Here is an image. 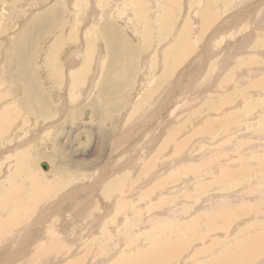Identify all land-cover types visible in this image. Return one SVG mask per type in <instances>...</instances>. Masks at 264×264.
<instances>
[{"label": "rangeland", "instance_id": "374dc122", "mask_svg": "<svg viewBox=\"0 0 264 264\" xmlns=\"http://www.w3.org/2000/svg\"><path fill=\"white\" fill-rule=\"evenodd\" d=\"M74 1H76L78 3H80V2L83 3V1H84L85 5H83V6L84 7L87 6L84 8L85 10L84 9L82 10L81 14L79 11L75 12L76 2L74 3ZM91 1L92 0H0V11L2 12V13L0 12V77H1V79H3V80H0V86L2 85L3 82L7 83V84L16 83L17 79L22 77L21 74H19V76L16 75L15 71H18L19 69L22 68L21 65H19V63L21 61L24 62V60H25V62L27 63V66L25 68H22L23 71L24 70H28V71L31 70V72L36 77H38L37 80L43 85V87L44 88L46 87L48 92H51V90H50L49 86L47 85V82H46L44 76L47 77V75H46V73H47L51 78V75H52V77H53L52 82L54 85L58 86V89H59V90L56 89V91H57L56 95L58 94V96H59V94L62 93V95L65 96V97L63 96L61 98V100L64 101V102H62V103H64L63 108H58L57 104L54 103L55 107L53 106L54 107V111L52 113L53 117L46 120V121L41 120L44 123L42 125H40L41 127L37 128V129H34V130L24 129V123L23 124L19 123L20 126H18L16 128V130L14 131L16 134H13L14 132L9 134L11 128L3 126V124L0 125V127H1V133H0L1 134V136H0V147H1L0 148V191L2 190V188L5 187L4 188L5 192L2 190V192H4V194L2 192H0V194H1L0 195V211L3 210V213H5V214L2 213V215H1V212H0V218H2L3 220L6 219L8 214H10V215L12 214L15 205L20 203V202L24 203L25 200H28V201H26L27 205L31 204L30 202L33 203V197L37 193H43L44 199H45V200H41V202L37 203L38 206H40L37 213L41 211L43 206L47 207L49 204H51V202L53 200L60 199L61 196H62L61 198L65 197V199L67 200V202L64 204V206L67 204L65 207H70V208L74 207L73 204L71 205L70 201H68L69 198H68L67 194H70V192L80 193L77 196V198L79 200H83L82 198L88 197L89 194H91V193L94 194V192H95L94 196H96V195L98 196L99 193H98V191H96V188L98 186H96L97 184L95 183V181L98 180L100 173L103 170L109 171L108 174H112V175L117 171H120L123 174H125L126 168L128 166H132V167L137 166L136 163L139 162L137 173L143 172V170H140V169L143 168L145 163H147L149 160L155 158L160 152H162V155L156 159L158 161L157 162L158 166L153 167V168H156L159 171V169L161 170L163 168L161 166L162 164H163V166H166V165L170 166L171 169H169V171H167L165 173V175L166 174L167 175L172 174L171 181L168 182L167 185L163 188L164 190L167 191V193L166 192L161 193V189L160 190L152 189V191L156 190L155 193L153 192L154 194L153 193L151 194L149 192L150 188H153L152 186L155 184V182H157L158 180H161V179H159L160 177L165 176V175H160L158 177L155 176V179H153L155 173L151 172L150 176L152 177V175H153V177H152L153 180L150 178V176H148L152 180V182H150L146 185H143L141 187V189L138 191L140 193L139 194L140 197H137L138 192H136L133 196H131L130 193L127 196H125V198H128L130 201L132 200L131 197H134V200L138 199L139 200L138 206L140 208L144 207L146 209V206L151 203L150 201H152V204H155V207L153 206L152 208H149V209H152L151 211L150 210L148 211V209H146V210L140 209V211L141 210L144 211V213L142 215H140V217H144V219L146 221H147V218H149L150 225L147 224V225L141 226V224H140L139 230H137V233H136V234H138V236L135 235L137 238L134 237V238H136V240H134V241H136L135 243H137V248L132 251L133 254L130 251H128L127 253H129L130 255L131 254L132 255H139V254L144 252L146 254L148 251H150V250L152 251V248H154L153 245L155 243H157L159 241H163L164 239L171 240V243L173 246V247H171V251H173V250H175L174 244L177 247L182 240H186V243H189L188 246L186 248L182 249L180 251V253L174 259H172V261L177 262V261H181L183 259H187L189 262H191L190 264H199V263H203V262H206V263L209 262L208 264H212L216 260H217V262L213 263V264H231V263L232 264H238V263L240 264V262L242 264H264V249H263L264 237L262 238V240L259 242L258 246L256 247L257 249L254 248L255 252H254V249H252L254 256L250 255L249 250L247 249L248 248L247 240L250 237H252V236L256 237V236L260 235L262 232L264 233V216L262 213H260L261 212L260 210H263V212H264V197H263V200H261L262 198L260 199V197L262 195L264 196V113L263 114L260 113L261 111H264V97L262 95V92L261 91H255V92L252 91L251 92L248 90V91H245L244 93H242L241 95L240 94L238 95L236 93L233 97L234 103L231 105H227V107L224 108V109H226V111L224 110L222 113L224 116H226V121L224 123L217 122V123H215L216 126H212L214 124L212 121H218L221 118H223L224 116H222V114H221L218 117H202V118H200V115H198L196 117L197 118L196 120H194L195 118L192 119L190 114L192 113V109L197 108L196 105H193V107L192 106L188 107L184 110H182V109L179 110L178 105H179V102L183 98H185V99L186 98H192V96L194 95V91L190 90V92L183 95L182 98H178L177 96L179 95V90H177V91H174V94L172 93V95H173V98H171L172 102L170 101L171 104H170L169 109H170L171 113H174V115L172 116L173 118L167 112V110H165V111H163V113L160 114L161 115L160 117L158 116L157 120H155L154 123L150 127H148L144 131L139 130L138 132L140 134H136V130H133V128L136 129L138 127V125L140 124V121H142L141 119L140 120H138V119H139V115L141 114L142 109L145 108V106L143 107V105H141V107H143V108L142 109L140 108V105H139L140 100H138L139 99L138 96L135 97L136 98L135 100L138 101L137 103H138L139 108L131 107L130 101L132 100L133 95H135V93L138 89V84H141L140 81H142V80H140L141 78L139 77V74H138V72H140L142 70L139 71L138 65H140V61H141L142 56H143L142 54L145 55V52H144L145 48L144 47H147L148 45H150V42L152 43V41H154L155 38H158L159 42L161 43V46H163V47L165 46V48L163 50L164 54L167 53L166 55H168L170 52L169 55H172V58H177V57H179V54H178L179 48L175 42V39H176V41L178 40L177 37H179V34L178 35L174 34L175 36L173 35V38L171 37L172 32L174 30L173 29L174 28L173 27L174 22H169V23L162 22V21L160 22L159 17H158L156 25L158 23H159V25H157L158 27H156V29L154 30L148 21L149 19L146 17L147 14H146V16L138 17L139 14L141 12H145V10L147 11L146 13L152 12L151 7L150 6L147 7V5H145V1H147V0H121V5H119V3H118L117 6H113V7L109 6V8H112V9L116 7L118 9L117 12H119L120 16H122L121 15L122 12H123V15H125V17H127L126 14L130 15L129 13L133 12L135 14V17H136L135 18L136 22L133 25V29L128 28V26L125 23V17L124 16H122V17H124V19L123 18L120 19L121 21L118 20L117 26L119 27L120 33L119 32L117 33L118 38H117L116 34H112V38L114 36H116V38H113L114 40H111V42H110L111 45H109V50H107L108 55L105 56V58L103 59L105 72H106V74H109L108 73V71H109L110 72L109 75L111 77L116 76V74L114 72V68H113V70H109V68L112 66V65H110L111 63L113 65H115L117 63L122 64L124 71L120 70L118 73V78L120 79L118 84L115 82H113V84L110 83L109 91H107V92H110V96H104V100L99 99V100H96L95 102L89 101L90 103L89 102L83 103L82 97L84 98V96H83L84 91H79L81 93L80 94L78 92V88H79V86H84V88L86 87V85L88 86V82H86L85 79H86V76L88 74L90 62L88 63L89 65L81 71V75H82L81 82L75 83L73 81L71 87H70L71 79H69V74L66 73L67 65L65 63L67 62V60H66L67 56L70 55L69 54L70 51L73 50V48L76 47L77 45L78 46L81 45L80 43L82 42L81 40H82V37L85 33V28H84L85 24L83 23L84 20L82 22L81 18H83L82 14H88V12L90 10V4H88V3ZM189 1H190V3L194 4V5H190V6H188L189 5V4H187L188 2L185 4L187 11L189 10L188 14L190 12L189 16L186 17V19L189 22L188 24L190 26V28L188 27V31H189V35H190L189 38H192V36L194 34L198 35L200 32L199 24H196L197 27H195V23L192 21V19H194L193 15H194V11H195V10L193 11L192 9L193 8L197 9V7H202V5H201L202 0H189ZM211 1H212L213 5L215 6V9L213 12L215 14L216 19L212 22L211 27L209 28V30H210L209 33L207 32V34L204 35L205 40L204 39L200 40L199 45L202 44L203 41L207 42V40L213 36V33H215L214 30H216V29H218L219 33H226L225 30L230 28L231 26L226 28V26H228V24L230 22H225V20L234 14H235L234 17L236 18L237 17L236 15L241 14V13H245V11L251 15V16L249 15L248 20H246V22L244 23L245 27L240 32V34H238L236 37L232 36L231 38H225L224 39V42L221 44V48L227 47V49L222 50V51L227 53L226 56H228L229 54L230 55L234 54V52L237 49L236 48V45H237L236 41H238V39L240 40L241 38H244V37L245 38L247 37L246 40H248V37L251 38V42H248L247 45L241 47L244 49H246L248 47H252L251 44H255L258 39H264V37H262L264 35V32H263L264 28H262V27H264V25H263L264 20L263 21L258 20L259 13L264 8V4L262 5L261 2L264 3V0H247V1L246 0H243V1L242 0H211ZM70 2L73 3L72 6L69 5ZM103 2H104V0H101L99 5H102L105 3V2L104 3ZM241 2H242V5H241ZM58 3L62 6L61 8H63L61 15L55 16L54 18H51L48 21H44V24L42 23L39 26H37L36 28H34L30 33H28L27 36L23 35L24 29L37 16L44 15L50 8L54 7ZM239 3H240V5H239ZM123 4H124V6H123ZM238 5L241 7H239ZM119 6H121V7H119ZM157 6L159 8H161V12H160L161 13L160 17H161L166 11V8H165L166 7V1L162 2V4H158ZM245 6H247V7L245 8ZM253 6H255V7H253ZM176 8L181 9V6L178 5V6H176ZM249 8H251V9H249ZM186 9L184 8V12H187ZM255 9L256 10L258 9L259 11L258 10L256 11ZM119 10H121V11H119ZM128 10H130V11H128ZM179 12H181V11L179 10ZM250 12H253V13H250ZM91 13L96 14L97 12L95 13V11H91ZM217 13H218V15H217ZM68 14L69 15L71 14V19H72L71 22H70V18H69ZM95 16L96 15H94V17ZM176 16H178V13ZM64 17H65V19H64ZM68 18H69V20H68ZM137 18L140 19V20L138 19L139 22H137L138 21ZM184 18L185 17H182V15H180V22L181 23L179 24V26L184 25L182 23L184 21ZM189 18H190V20H189ZM55 19H57L56 21H60L63 23L62 28L61 27H56V28L53 27L52 24L54 23ZM250 19L252 20V22H249ZM123 20H124V23L122 24ZM236 21H238V19H236V20L234 19L233 23ZM142 22H144L143 23L144 26H143ZM74 23H75L76 27H74ZM137 23L142 28L140 26H139L140 27L139 28ZM145 23H147L146 27H145ZM171 23H173V24H171ZM246 23H247V25H246ZM161 24H162V26H161ZM170 24H171V27L169 26ZM135 25H137V26H135ZM163 25H166V26H163ZM65 27H67V28H65ZM72 28H76L75 31L71 30ZM161 28L163 29V31L161 30ZM164 28L166 31L164 30ZM196 28L199 29V31L197 30V34L195 31ZM64 29L65 30L67 29L68 31L66 30V32H65ZM158 29H160V31ZM60 30L61 31L64 30L63 32H65V33L61 32ZM90 30H93L96 33V35L99 37L100 34L95 29H90ZM150 30H151V32L149 33ZM153 30L154 31L157 30L156 31L157 33L156 32L154 33ZM193 31H195V32H193ZM52 32H54V34ZM176 32L177 31H175V33ZM228 32H229V30H227V33ZM135 33H136V35L140 34V36L143 38L142 43H139V41L135 38ZM56 34H58V35H56ZM64 34H65V36H64ZM150 34H151L152 38L150 37ZM91 35H93V32L89 33V36H91ZM257 35H259V38ZM260 35H261V37H260ZM154 36H155V38H154ZM71 37H73L74 39ZM51 38L55 39L52 42L53 47L57 46L56 43L60 44V45H58L59 47L57 46V48L51 47V51L49 53L50 55H48V57L51 56V57H49L50 58L49 59L50 64H47L48 67H47V71H46V69L41 67L45 64V61H43V60L40 61V55H39L40 52L39 51H42V49L45 47L46 44L51 43V41H52ZM146 39H148L149 42ZM27 40H28V42H27ZM61 40H63V41H61ZM54 41H56V43H54ZM36 42H37V44H36ZM209 43H210V41H209ZM66 44H67V46H66ZM172 45H174V46H172ZM175 45H176V47H175ZM24 47L26 49H24ZM173 48H174V50H173ZM56 49H57V51H55ZM58 49H59V51H58ZM166 50H168L169 52H167ZM195 50L196 51H195L194 55H192L191 57H198L199 53L201 52V48H199L198 46L195 47ZM54 51H55V53H54ZM53 54H57V55H55V57L57 56V58H56L57 62H55L54 65L55 66L58 65V67L60 68L59 71H61V74L59 73V75H57L55 72V70H57L59 68L58 67L55 68L54 65L51 64ZM84 55H85V57H84ZM88 55L89 54L87 52H80V53L76 52V54L72 55V56H74V58L70 57L72 59V60L70 59V62L72 64L74 62L78 63L77 57H79L78 59L81 62L89 61L87 58L92 59L93 55L92 54H90L89 56ZM257 55H258V57H260L258 59L259 61L263 60V58L259 55V53H257ZM61 56L63 57V59ZM238 57L240 58V55L236 54L237 59H239ZM164 59H165V57H164ZM190 59L191 58L184 60V62L179 67V70L180 69L182 70L185 67L184 64L187 65V62ZM214 59L215 58L209 59V61H207V62L204 60L203 66H205V64H206V66L203 68L204 69L206 68L205 70L207 72H204L203 74H201L202 76L201 75L199 76L201 83H202V89H203L202 94L204 95L202 97V100H201L202 104H204L207 101H213V102L221 101L220 97H223V96L225 97L224 102H227V101H229L228 95L236 91V90H233L231 88L230 90L223 92L220 95H218V93L214 90V88L218 84V82H215V80H214L215 75H216V72L213 68ZM65 60H66V62H65ZM153 60H154V62H156L155 61L156 58L155 59L153 58ZM197 60H198V64H199L202 60V56L199 59L197 58ZM164 62L165 61L163 60V63ZM129 64H132V67L134 68V76L132 77V82H130L129 84H125V82H124V76H125V71H126L125 68ZM135 64L137 66H135ZM77 67H79V66H77ZM116 67H119V65H116ZM116 67H115V69H116ZM192 68L194 69V66H191L189 72H187L186 75L189 76L192 74V72H193ZM51 70L54 73L53 72L51 73ZM179 70L177 72L172 73V76L170 77L172 86L173 85L177 86V84H178V82L176 80V76L178 77L177 73H180V71H181V70L180 71ZM74 71L75 70H72V71L70 70V73H72ZM136 73H137V75H136ZM214 73H215V75H214ZM109 75H106V76L109 77ZM213 75H214V78H213ZM263 75H264L263 72L260 71L257 73V75L256 74H254V76L250 75V77L252 76L250 78V80L248 79L249 77L248 78H244V77L239 78L238 77V79L236 78L237 79L236 81L239 82V85L242 88L246 89V88H248V86L251 83H253L255 81V79L257 77H258L257 79H259V77H261ZM9 77H10V79H9ZM13 77H15L16 79ZM207 78H208V81H207L208 83L203 81ZM221 78L223 79V76ZM149 79H150V81H152V79L155 80L154 78H151V77H149ZM187 80L188 79H184L182 81V83H186ZM43 81H45L46 86H44ZM244 81H246V82L244 83ZM103 82H104V80L102 77L101 83H103ZM22 84L23 83H19V86L16 87V89H12L10 87H9L10 89L6 88L7 89L6 91H9V93L7 94L8 99L10 98V96H15V98H11V99H9V101L7 100L8 102L6 101L4 103V105L6 104V106H9V105H14V104L18 103V104H16V106H13L12 108L17 109V110L19 107L21 108V112H19L18 115L14 118L16 123L18 122L19 119L24 117V102L25 103L29 102L28 103L29 106L35 105V102L32 99V96L30 94H27L29 100L26 98L24 101V91H22V89H24V88H23ZM102 85L104 87V90H106V83L102 84ZM102 85H100V86H102ZM245 85H247V86H245ZM172 86H171V89L173 88ZM3 87H8V86L3 85ZM145 87L148 88V86H145ZM147 88H145V89H147ZM11 89H12V91H10ZM125 89H126V91H125ZM70 90H72V91H70ZM75 91H77V92H75ZM14 93H17V94H14ZM71 93H73V94H71ZM18 94H19V96H18ZM66 95H68V96H66ZM78 96H79V99H78ZM140 96H141V94H140ZM143 96H145V95H143ZM143 96L141 97V99L146 98V96L145 97H143ZM208 97H209V99H208ZM16 99H18V100H16ZM54 99H56V98H54ZM74 99H76V100L74 101ZM65 100L67 102H65ZM127 100L129 102H127ZM81 101H82V103H80ZM159 101H160V99H159ZM159 101H158V104H159ZM103 102H105L107 104H109V103L115 104V106L110 107V109L112 110V114H111L112 119H110V116L108 118H106L108 113H106V115L102 114V110H103L101 108L102 105L99 106V104L103 103ZM246 102H250V104H246ZM62 103H61V105H62ZM172 103H174V104H172ZM58 105H60V104H58ZM70 106H72V107H70ZM129 106H130V108H129ZM125 107H126V109H124ZM244 108H245V110H248L244 115L245 116L247 115V118H250L248 120V122H246V125H243L240 121L243 119L242 118L243 117L242 112L245 111ZM152 110H153V112L156 111V107H153ZM203 111L204 112L207 111V106L204 107ZM227 111H229V112H227ZM256 112L258 113L259 116L261 115L260 118L257 117V119H255L253 114ZM130 113H133V114H130ZM230 114L232 115L231 117H230ZM233 114H235V116ZM128 116H130V117H128ZM185 117L186 118L190 117L191 119L189 120V123L187 124L188 127L183 128L182 133L178 134V135H180V136H178V140L181 137L182 138L180 140L189 136L190 135L189 133L194 131L193 125L202 126V122L205 123L206 121L211 119L210 122H207L205 124V127L207 130L204 132L205 134L202 135V139L201 140L197 139L198 141L195 140L191 143L189 142V145H188V146H190L188 148L189 153L185 150L184 152L186 154L185 153L182 154L184 148H181L182 150L179 149L178 151L175 150V147L179 144V141L177 142V144L173 143L174 144L173 145L171 143L169 146H166V149H163V148L159 149V145L169 135L171 127H173L174 124L176 125L179 122L178 121L179 118L181 119L182 122H184V119H186ZM240 118H242V119H240ZM72 119H73V121H72ZM260 119L263 122L262 125H260L258 123V121ZM36 121L38 122V119H36ZM47 121L51 122V125L54 124L51 126L52 129L49 128L50 126L48 127L47 123H49V122H47ZM168 121H169V126L167 127L166 131H164V128L162 131L165 133L159 134L161 132L162 124H166V123H168ZM131 122H132V124H130ZM6 123L8 124V126L10 125L9 122H6ZM129 124H130V126H132V125L133 126L130 127V126H128ZM56 127H59V129L56 130ZM101 128H104V131H105L103 139L101 138L102 136L100 137V135L98 134L100 132ZM227 128H229V129H227ZM235 128H236V130L234 131L233 129H235ZM53 129H55L54 130L55 132L56 131L59 132L58 140L55 139V140H57L56 143H54L53 141H51L48 138L42 137V136L46 135L47 133L49 135H51L53 133L52 132ZM149 129H150V132H149ZM151 129H153V130H151ZM130 130L133 132L135 131V132L130 134L131 133ZM231 130H233V131H231ZM152 131H153V133H152ZM128 132H130L129 135H132V136L134 135V136L132 137L129 135H125ZM17 134L19 136L16 139L14 137V135H17ZM123 134L125 136H123ZM27 136H28V138H27ZM147 136L149 139H152L153 141H147V142L144 141V138H147ZM41 137L45 138V140H43ZM120 137H122V138H120ZM118 138L121 141L117 140ZM123 140L124 141L126 140V142H123ZM39 142L43 143V146L38 147V145L40 144ZM37 143H39V144L37 145ZM118 143H120V144H118ZM123 143H124V145H123ZM143 143H147V144H143ZM210 143H212V144H210ZM149 144H150V146H149ZM114 149H116V150L114 151ZM207 153H209V154H207ZM213 153L214 154H218V153L221 154L222 153L223 156L220 160L218 159V160L214 161L213 163H209V160H211ZM129 154H131V155H129ZM205 154L207 156H205ZM240 154H241V156H243L242 160L239 159ZM23 155H24V159L27 158L26 162L29 163V166L31 167V169L35 173H38V175H42L41 172L42 173L44 172V174L47 173L46 177L43 175L42 176L44 177L45 180H47L49 182H53L54 180H58V179H56V177H59V180L62 182L63 187L60 188L58 191L53 192V193L51 192L49 194V193H46L44 191L43 185H35L34 183L32 184V182L28 181V180H30L28 178L29 176L27 175V173H24V171L22 169L24 167V163H21V159H22ZM116 156H117V158H116ZM177 156L178 157L180 156V158H178ZM209 156H210V158H209ZM260 157L261 158L263 157V158L261 159ZM124 159H126V160L123 161ZM139 160H141L142 162ZM259 160H261V161H259ZM163 161L164 162L166 161L167 163L166 162L162 163ZM42 162H45L48 164L47 170H45L42 167ZM171 163H174V164L172 165ZM207 164H209V165H207ZM245 166H248L250 168H246L243 173H241V172L237 173L236 172L238 175L240 174L238 177L236 176L237 174L234 175L233 178L228 177L227 174H226V176L224 174H222L224 168H229L231 170H233V169L238 170L242 167L245 168ZM255 167L256 168L262 167V168H260L261 171L260 170H254ZM156 169H155V171H156ZM50 170L51 171L54 170L55 172L52 174L49 172ZM187 171H189V172H187ZM194 171H195V174H194ZM195 175H197V176L202 175V176L201 177L199 176V177H197V179H195L196 178ZM177 176L179 178H177ZM131 177L134 178L133 174ZM175 180H176V182H175ZM227 180H229V181H227ZM93 186L94 187L96 186V187L94 188ZM6 187H7V189H6ZM36 187H37V189L34 191V189ZM127 188H129L127 190V192H128L130 190L131 186L127 187ZM143 188H145V189H143ZM13 190H16V192H14ZM38 190L40 192H38ZM141 190H142V192H141ZM143 190H145V191H143ZM85 191H89V192L86 193ZM99 191H101V189ZM158 191H160V192H158ZM19 192L21 195L19 194ZM157 192H158V194H157ZM144 193H146V194H144ZM85 194H87V195H85ZM118 194H120V193L118 192ZM155 194H157V195L155 196ZM141 195L142 196L144 195L143 197L145 199ZM31 196H32V200H31V198H29ZM97 196H96V198H97ZM167 196H170V197L167 198ZM163 197H165L167 199L165 200ZM26 198H28V199H26ZM226 198L229 199V201L228 200L226 201L225 200ZM97 199L101 200L103 202L102 197H98ZM128 199H126V200H128ZM141 199H144V200H141ZM48 200H49V202H48ZM111 200L114 201L115 197ZM111 200H107L108 203H111ZM160 200H162V201H160ZM214 201L217 202L218 204H214ZM224 201H225V205H228L227 207L225 206L226 208L223 206L224 204H222V203H224ZM219 202L220 203L222 202L221 206H219ZM3 203H5V204H3ZM133 203H135V202H133ZM144 203H146V205ZM68 204H69V206H68ZM74 204H77V203L74 202ZM140 204H142V205H140ZM77 205H78L77 207H79V204H77ZM6 206H7V208H6ZM141 206H143V207H141ZM245 206H246V210H243V211H245V213L242 216L236 217V214H235L236 211L243 209V207L245 208ZM219 207H221V208L219 209ZM105 208H106V206L104 205V203L101 204L100 212H102L103 210L105 211L106 210ZM79 209H81V208H78L77 210H72L74 212L67 209L63 213V215L58 217L59 220L57 218V219H55L56 221L52 223V226L54 227V229H56V230H54V229L53 230L58 234L57 237H59L60 235H62L63 237H65V236L68 237V240H67V238H65V240L68 242L69 246L73 247V252L75 251V253H76V254L74 253L73 256L71 255V257L69 255V257L71 259L74 257L76 258V256H79L78 258L80 260V262H79L80 264H95V263L97 264V262H98V264L99 263L100 264H113L119 257L124 258V257L130 256L129 254H127L125 252L126 248H128V246H126V245H128L129 242L127 239L126 240L124 239V240H122V243H121V241H120L121 238H118L119 240L117 239V241L114 240L115 241L114 244L108 245L109 248H106L107 250L103 252L104 254L102 253L104 255V258L102 256V254L97 255L95 253L97 256L95 254L87 255L86 251L84 249V243L85 242L88 243L91 240H93L94 238H96L98 233H99L98 230L100 229V227L97 226L96 227L97 230H96V228H95V230H93L95 233L94 232L88 233V231H85L87 225L84 222L85 220H84L83 216H82L83 219L79 218V216H80V211L78 213ZM228 209H230V210H228ZM4 210H6V212ZM181 210L182 211L185 210L183 212L184 214L179 215V217H177V218L174 217L173 218L174 220H172V218H170L171 213L174 212L176 215V212L178 213V211H181ZM75 211H77V212H75ZM143 211H141V212H143ZM226 212H229L230 215H232V216H230L229 213H226ZM67 213H69V214H67ZM113 214H114V211H112V216H113ZM33 215H34V213H33ZM22 216H24V210H23ZM207 216H210V217H207ZM228 217H230V218H228ZM69 218L72 220V222H71V220H69ZM78 219L79 220L81 219V220L79 221ZM226 219L229 220L230 222L229 221L227 222ZM67 220H68V222H67ZM224 220H226V221H224ZM105 221H107V218L105 219ZM153 221H158L160 224L152 225ZM57 222H58V224H57ZM122 224H123V222H122ZM56 225H57V227L60 225V227L57 228V227H55ZM82 225H83V227H81ZM121 227L122 226H120L119 229ZM154 227L158 228L155 233L152 232ZM26 229H25L26 234L28 233V235H29V233H31V232L28 231V228H26ZM58 229L60 231H58ZM113 229L111 231L116 234L117 229L116 228L114 229L116 232H114ZM13 230H14L13 232H15V230H17V229H13ZM61 230L63 232L65 231V232L62 233ZM13 232L12 231L7 232V234L10 233L9 236H11L12 238L11 237L9 238L8 235L6 234L7 236L4 235L5 237L3 236V239H1L0 241H2V240L6 241L7 240L6 242H8V244L10 242L9 249H11V252L14 251V253L16 254L20 250V249L17 250L19 245H20V241L23 239V237H25L24 235H26V234L23 232L24 235L20 234L17 237L15 235H13ZM78 232H80V234H78ZM147 232L149 233L148 235H147ZM122 233H124V232H122ZM150 233H152L153 235L152 234L150 235ZM32 234H34V237L39 236V234H40L39 228L34 229L32 231ZM78 236H80V237L82 236V237L80 238ZM145 236L147 237V239ZM77 237L79 238V240ZM59 238H61V237H59ZM75 239H77L78 241ZM139 239L142 241H139ZM14 240H16L17 242ZM83 240H85V241L83 242ZM5 241L0 245V248L4 246L3 244L5 243ZM125 241H126V243H125ZM74 242L78 243V244H75ZM123 242L125 243V249H124ZM142 242H145V244L144 243L142 244ZM242 242H244L246 244H244ZM17 243L19 245H16ZM73 244H75V245H73ZM79 244H81V245H79ZM90 244H92V242ZM96 244L97 243H93L92 245L95 246ZM115 244H116L118 249H116V247L115 248L113 247V246H115ZM142 246L144 248L141 249ZM139 247H140V249H139ZM111 248H112V250H111ZM238 250L242 253H239ZM245 250L248 252H245ZM84 251H85V253H84ZM109 251L110 252L112 251V253H110ZM115 251H116V255H115ZM122 251H124V252H122ZM237 251H238V253H237ZM25 252L26 251H24V253ZM113 252H114V256H113ZM31 253L34 255H38L36 252H31ZM107 253H109V254H107ZM124 253L126 256L123 255ZM235 253H237V254H235ZM244 253H246V254H244ZM248 253H249V255H248ZM8 255L9 254L6 253V257ZM82 255H83V258H82ZM228 255H230L232 257L227 259L229 257ZM4 256H5V253H4L3 257ZM105 256H109V257L111 256L110 258H108L109 260L107 262L104 261ZM112 256H113V258H112ZM251 256H252V259L249 261ZM235 257H236V259H235ZM133 258H134V256H133ZM239 258L240 259L242 258V259L240 260ZM246 258H247V262L245 260ZM37 259H39V256H36L35 262L37 264H40L41 262L38 261V262H40V263H38ZM214 259H216V260H214ZM225 259H227V260H225ZM95 260H98V261H95ZM102 260H103V262H102ZM212 260H213V262H212ZM243 260L245 262H243ZM59 262H61V263H59ZM59 262H57V264H67L68 259H66V260L61 259V260H59ZM145 262H146V260H145Z\"/></svg>", "mask_w": 264, "mask_h": 264}, {"label": "bare ground", "instance_id": "6f19581e", "mask_svg": "<svg viewBox=\"0 0 264 264\" xmlns=\"http://www.w3.org/2000/svg\"><path fill=\"white\" fill-rule=\"evenodd\" d=\"M101 0H92L91 2H89L88 4H90V10L88 12V14H82L83 15V18L82 19V22L84 20V28H85V33L82 37V42L80 43L81 45H77L76 47H72L73 50L70 51V55L67 56L66 60H65V64L67 65V68H66V73L69 74V79H71V82H70V87L72 86V83L73 81L75 83H78V82H81L82 80V75H81V71L86 68L90 62V67H89V70H88V74L86 76V79L85 81L88 82V86L86 85V87L84 88V86H79L78 88V92L79 91H84L83 92V96L84 98L82 97V101L83 103L84 102H95L96 100H104V96H110V92H107L109 91V87H110V83L113 84V82L117 83L119 82V78H118V73L120 70L124 71L123 69V65L120 64V63H117L115 65H113L112 63L110 65H112L109 70H113L114 68V72L116 74L115 77H111L109 74L110 72L108 71L109 74H106L105 72V69H104V58L105 56H107V50H109V45L111 40H114L113 38H116L117 36V33L120 31L119 30V27L117 26L118 25V20L120 19H124L125 15H123V12H122V16H120L118 9L115 7V8H109V6H117L118 3L119 5H121V0H104V4L102 5H99ZM166 1V11L165 13L160 17L161 15V8H159L157 5L158 4H162V2ZM243 1V0H242ZM247 1V0H246ZM76 1H74L75 3ZM188 2V3H187ZM199 2V1H198ZM245 2V1H244ZM243 2V3H244ZM124 3V2H123ZM126 3V2H125ZM144 3V2H143ZM189 4L188 6L190 5H194L193 3H190V1L188 0H147L145 1V5L150 6L151 9H152V12L151 13H146L147 11L145 10V12H141L139 14L138 17H143V16H146L147 14V18L149 19V23L151 24V26L153 27V29L155 30L156 27H158L157 25H159V23L156 25V22L158 20V17H159V21L161 22H174V30L172 32V38H173V35L174 34H179V37L178 40L176 41L175 39V42L179 48V57L177 58H172V55H169L170 52L168 50H166L167 52H169L168 55L164 54V48L165 46H161V43L159 42V39L158 38H155L154 36V41H152V43L150 42V45H148L147 47H144L145 50V55L142 54V59L140 61V65H138L139 67V71L138 74H139V77L141 78L140 81L141 84H138V89L135 93V95H133L132 97V100L130 101V104H131V107L133 108H139L138 107V101H136L135 97H139L138 100H140L139 102V105H140V108L142 109L144 106L145 108L142 109L141 111V114L139 115V119L138 120H142L140 121V124L138 125V127L136 129L133 128V130H136V134H140L138 131H144L146 130L148 127H150L155 120H157L158 116L160 117L161 113H163V111L167 110V112L171 115V117L174 115V113H171L170 112V101L172 102V99L173 98V95L172 93L174 94V91H177L179 90V95L177 96L178 98H182L183 95L187 94L188 92H190V90L194 91V95L192 96V98H183L180 102H179V110H184L188 107H193V105H196L197 108H194L192 109V113L190 114L191 118H195L194 120H196L197 116L200 115V118L202 117H218L220 116L223 111L226 109H224L225 107H227V105H231L233 104V100H234V95L237 93L238 95L244 93L245 91H261L262 92V95L264 97V75L259 77V79H255V81L253 83H251L248 88L244 89L242 88L240 85H239V82H237L236 80L238 79V77H244V78H248L250 80V78L252 76H254V74L257 75L258 72L262 71L263 74H264V39H258L257 42L255 44H251L252 47H248L246 49L244 48H241L245 45L248 44V42H251V38L248 37V40H246V38H241L240 40L238 39V41H236V51L234 52V54L232 55H227V53H225L224 51L222 50H225L227 49L226 48H221V44L224 42V39L225 38H231L232 36L236 37L238 34H240V32L243 30V28L245 27L244 23L246 22V20H248V17H249V13H247L245 11V13H241V14H238L236 15L237 17L235 18L234 15H232L231 17H229L228 19L225 20V22H230L228 24V26H226V33H219L218 29L214 30L215 33H213V36L210 37L207 42L206 41H203L202 44L199 45V42L200 40H203L204 39V35L207 34V32L209 33V28L211 27V24L212 22L216 19L215 18V14H214V9H215V6L213 5L212 1L211 0H202L201 1V5L202 7H197V9H192L194 11V19H192V21L195 23V27L196 24H199V29H200V32L198 35H193L192 38H189L190 35H189V31H188V27L190 28L189 26V22L187 21L186 17L189 16L188 14V11L186 9V6L185 4ZM261 4L263 5L264 3L261 2ZM260 4V5H261ZM16 5V4H15ZM69 5H73L72 2L69 3ZM85 5L84 4V1L83 3H78L76 2V10L75 12L79 11L80 14L82 13V10L87 7V6H83ZM180 5L181 6V9H178L176 8V6ZM240 5V3H239ZM238 5V6H239ZM241 5H242V2H241ZM124 6V4H123ZM62 6L58 3L56 4L54 7L50 8L44 15H40V16H37L25 29H24V36H27L28 33H30L34 28H36L37 26H39L40 24H44V21H48L50 20L51 18H54L55 16H59L61 15V12L63 11V8H61ZM74 7V6H73ZM121 7V6H119ZM157 7V8H156ZM193 7V6H192ZM241 7V6H239ZM247 6H245L246 8ZM255 7V6H253ZM9 8V7H8ZM159 8V9H158ZM184 8L186 9L187 12H184ZM217 8V7H216ZM236 8V7H235ZM244 8V9H245ZM258 8V7H257ZM2 9V8H1ZM190 9V8H189ZM251 9V8H249ZM85 10V9H84ZM142 10V9H141ZM179 10L181 12H179ZM236 10V9H235ZM253 10V9H252ZM256 10V9H255ZM258 10V9H257ZM256 10V11H257ZM91 11H95L96 14H92ZM121 11V10H119ZM130 11V10H128ZM259 11V10H258ZM1 12V11H0ZM136 12V11H135ZM2 13V12H1ZM127 13V12H126ZM129 13V12H128ZM178 13V16H176ZM250 13H253V12H250ZM130 15L126 14L127 17H125V23L126 25L128 26V28H132L133 29V25L135 24L136 22V17H135V14L133 12H130L129 13ZM69 15V14H68ZM67 15V16H68ZM94 15H96L94 17ZM180 15H182V17H185L184 18V21L182 22L183 26H179V24L181 23L180 22ZM186 15V16H185ZM218 15V13H217ZM254 15V14H253ZM5 16V15H4ZM251 16V15H250ZM191 17V16H190ZM69 18H70V22L72 21L71 19V14L69 15ZM68 18V20H69ZM73 18V17H72ZM175 18V19H174ZM193 18V17H192ZM65 19V17H64ZM139 18H137L138 20ZM234 19H238V21L234 22ZM53 20V19H52ZM57 19H55L54 23L52 24L54 28L56 27H61L63 26V23L60 22V21H56ZM67 20V21H68ZM140 20V19H139ZM139 20L137 22H139ZM182 20V19H181ZM190 20V18H189ZM258 20L260 21H263L264 20V8L260 11L259 13V18ZM257 20V21H258ZM121 21V20H120ZM143 21V20H142ZM158 21V22H159ZM249 22H252V20L250 19ZM69 23V22H68ZM124 23V20L122 22V24ZM144 22H142L143 24ZM264 23V21H263ZM138 24V23H137ZM146 24L145 23V27H146ZM173 24V23H171ZM171 24L169 25L171 27ZM247 25V23H246ZM264 25V24H263ZM5 26V25H4ZM68 26V25H67ZM70 26V25H69ZM73 26V25H72ZM89 26V27H88ZM137 26V25H135ZM140 25L138 24V27ZM144 26V24H143ZM162 26V24H161ZM163 26H166V25H163ZM261 26V25H260ZM42 27V26H41ZM74 27L75 26V23H74ZM81 27V26H80ZM141 27V26H140ZM139 27V28H140ZM150 27V26H149ZM148 27V28H149ZM194 27V26H193ZM2 28V27H1ZM64 28V27H63ZM67 28V27H65ZM69 28V27H68ZM138 28V29H139ZM142 28V27H141ZM160 28V27H159ZM224 28V27H223ZM264 28V27H262ZM76 28H72L71 30L75 31ZM90 29H95L100 35L99 37L96 35V33L93 31V30H90ZM137 29V30H138ZM171 29V28H170ZM199 29H195L196 31V34H197V30L199 31ZM23 30V29H22ZM65 30V29H64ZM64 30H60L61 32H63ZM67 30V29H66ZM65 30V32H66ZM84 30V29H83ZM153 32L155 33L156 31ZM160 31V29H158ZM161 30L163 31V29L161 28ZM165 30V28H164ZM172 30V29H171ZM170 30V31H171ZM227 30H229V32L227 33ZM264 30V29H263ZM68 31V30H67ZM72 31V32H73ZM166 31V30H165ZM169 31V32H170ZM175 31H177L175 33ZM193 31V32H195ZM205 31V32H204ZM51 32V31H50ZM56 32V31H55ZM63 32V33H65ZM93 32V35L89 36V33ZM128 32V31H127ZM151 32V30L149 31V33ZM168 32V33H169ZM264 32V31H263ZM54 34V32H52ZM58 33V32H57ZM74 33V32H73ZM120 33V32H119ZM129 33V32H128ZM157 33V32H156ZM22 34V33H21ZM49 34V33H48ZM52 34V35H53ZM62 34V33H61ZM60 34V35H61ZM112 34H116V36H114L112 38ZM133 34V33H132ZM153 34V33H152ZM58 35V34H56ZM72 35V34H71ZM131 35V34H130ZM134 35V34H133ZM170 35V34H169ZM192 35V34H191ZM65 36V34H64ZM63 36V37H64ZM149 36V35H148ZM147 36V37H148ZM175 36V35H174ZM254 36V35H253ZM258 38H259V35H257ZM150 37L152 38L151 34H150ZM261 37V35H260ZM264 37V35L262 36ZM26 38V37H25ZM24 38V39H25ZM66 38V37H65ZM73 38V37H71ZM70 38V39H71ZM118 38V36H117ZM135 38L139 41V43H142L143 42V38L140 36V34H137L135 33ZM134 38V39H135ZM52 39V38H51ZM59 39V38H58ZM74 39V38H73ZM149 39V38H148ZM148 39H146L148 41ZM53 40H55L54 38L52 39L51 43H48L45 45V47L42 49V51H39L40 52V61L43 60L45 61V64L41 67H43L44 69H46L47 71V67L48 65L47 64H50V61H49V56L50 55V51H51V47H53L52 45V42ZM150 40V39H149ZM205 40V39H204ZM57 41V40H56ZM56 41H54V43H56ZM63 41V40H61ZM210 41V43H209ZM28 42V40H27ZM50 42V41H49ZM65 42V41H64ZM63 42V43H64ZM149 42V41H148ZM174 42V43H175ZM61 43V42H60ZM198 43V44H197ZM37 44V42H36ZM43 44V43H42ZM250 44V43H249ZM56 45H60V44H57ZM64 45V44H63ZM39 46V45H38ZM37 46V47H38ZM57 46H55L57 48ZM67 46V44H66ZM174 46V45H172ZM198 46L199 48H201V52L199 53L198 57H191L192 55H194L195 53V47ZM31 47V46H30ZM53 47V48H55ZM59 47V46H58ZM113 47V46H112ZM176 47V45H175ZM52 48V49H53ZM24 49H26L24 47ZM67 49V48H66ZM12 50V49H11ZM41 50V49H40ZM68 50V49H67ZM174 50V48H173ZM57 51V49L55 50ZM54 51V53H55ZM59 51V49H58ZM247 51V52H246ZM76 52H87L89 55L92 54L93 57L92 59L90 58H87L89 61H83L81 62L77 57V60H78V63H71L70 62V57L74 58V56H72L73 54H76ZM66 53V52H65ZM64 53V54H65ZM257 53H259V55L263 58V60L259 61L258 59L260 57H258ZM12 54V53H11ZM10 54V55H11ZM27 54V53H26ZM172 54V53H171ZM174 54V53H173ZM236 54L240 55V58L237 59L236 58ZM13 55V54H12ZM55 55L57 54H53L52 56V60H51V64H55V62H57V56L55 57ZM61 55V54H60ZM88 55V56H89ZM166 55V56H165ZM16 56V55H15ZM28 56V55H27ZM112 56V55H111ZM175 56V55H174ZM177 56V55H176ZM202 56V60L201 62L198 64V60L197 58L199 59L200 57ZM62 57V56H61ZM65 57V56H64ZM85 57V55H84ZM110 57V56H109ZM165 57V59H164ZM234 57V58H233ZM39 58V57H38ZM153 58L155 59L156 58V62H154ZM188 58H191L188 62H187V65L184 64V68L180 71L179 70V67L181 66V64L184 62V60L188 59ZM194 58V59H193ZM212 58H215L214 61H213V68L216 72V75H215V78H214V75H213V78L215 80V82H218L217 86L214 88V90L218 93V95H220L221 93L223 92H226L228 90H230L231 88L233 90H236L235 92L231 93L228 95V98H229V101L227 102H224L225 100V97H220L221 101H218V102H213V101H207L205 102L204 104H202V97L204 96L202 93H203V89H202V83H201V80H200V75L203 74L204 72H207L203 67L206 66H203V63H204V60L207 62L209 61V59H212ZM30 59V58H29ZM59 59V58H58ZM63 59V57H62ZM65 59V58H64ZM2 60V59H1ZM72 60V59H71ZM138 60V59H137ZM163 60L165 61L163 63ZM8 61V60H7ZM49 62V63H48ZM186 63V62H185ZM31 64V63H30ZM137 64V63H136ZM135 64V66H137ZM8 65V64H7ZM19 65H21L22 68H25L27 66V63L23 61H21L19 63ZM116 65H119V67H116ZM79 66V67H77ZM109 66V65H108ZM191 66H194V69H193V72L191 75H186L187 72H189ZM54 67H58V65H54ZM116 67V69H115ZM142 67V68H141ZM19 69L18 71H15V74L19 76V74H21L22 77H20L19 79H17V82L16 83H2V85L0 86V125L3 124V126H6L8 128H11L10 133L14 132L16 130V128L18 126H20L19 123L23 124L24 123V129H31V130H34V129H37L39 127H41L40 125H42L44 122L41 121V120H48L50 118H52V113L54 111V107H55V104H57V107L58 108H63V104L61 100V98L64 96L62 95V93L56 95V89H58V86L54 85L53 82H52V75H51V78L50 76L46 73L47 77L44 76L46 82H47V85L49 86L51 92H48L46 87L44 88L43 85L37 80L38 77H36L32 72L31 70L28 71V70H22ZM59 68V67H58ZM155 68V69H154ZM38 69V68H37ZM43 69V70H44ZM59 69L55 70L56 74L59 75V73L61 74V71H59ZM70 70H75L74 72L70 73ZM125 76H124V82L125 84H129L130 82H132V77L134 76V68L132 67V64H129L126 68H125ZM137 70V69H136ZM180 71V73H177L178 77L176 76V80L178 82L177 86L173 85L172 86V83H171V76H172V73L174 72H177V71ZM36 72V71H35ZM53 71L51 70V73ZM54 73V72H53ZM103 73V74H102ZM106 75H109V77H107ZM137 75V73H136ZM250 75H252L250 77ZM262 75V74H261ZM202 76V75H201ZM204 76V75H203ZM223 76V79L221 78ZM57 77V76H56ZM61 77V76H60ZM102 77H103V80L104 82L101 83L102 81ZM149 77L151 78H154L155 80L152 79V81H150ZM15 78V77H13ZM237 78V79H236ZM10 79V77H9ZM16 79V78H15ZM14 79V80H15ZM184 79H188L186 81V83H182V81ZM0 80H3L1 79L0 77ZM13 80V79H12ZM37 80V81H36ZM88 80V81H87ZM210 80V79H209ZM84 81V82H85ZM204 82H207L208 81V78L203 80ZM13 82V81H12ZM59 82V81H58ZM138 82V81H137ZM174 82V81H173ZM242 82V81H241ZM246 81H244L245 83ZM19 83H23V88L22 91H24V101L25 99L28 98L27 94H30L32 96V99L34 100L35 102V105L34 106H29L28 103L24 102V117H22L21 119L18 120V122L16 123V121L14 120V118L18 115L19 112H21V108L19 107L18 110L17 109H14L12 108L13 106H16V104L14 105H9V106H6V104L4 105V103L9 99L11 98H15V96H10V98L8 99V93L9 91H6L7 89H16V87L19 86ZM44 83V86H46V83L45 81H43ZM106 83V90H104V87L102 84H105ZM136 83V82H135ZM208 83V82H207ZM206 83V84H207ZM175 84V83H174ZM3 85H6L8 87H3ZM82 85V84H81ZM102 85V86H100ZM14 86V87H13ZM145 86H148L145 87ZM171 86L173 87L171 89ZM208 86V85H207ZM247 86V85H245ZM10 87V88H9ZM121 87V86H120ZM7 88V89H6ZM21 88V87H20ZM147 88V89H145ZM12 89L10 91H12ZM72 89V88H71ZM128 89V88H127ZM198 89V90H197ZM200 89V90H199ZM111 90V89H110ZM135 90V89H134ZM72 91V90H70ZM126 91V89H125ZM124 91V92H125ZM3 92V93H2ZM77 92V91H75ZM150 92V93H149ZM80 93V92H79ZM148 93V94H147ZM14 94H17V93H14ZM73 94V93H71ZM81 94V93H80ZM138 94V95H137ZM141 94V96H140ZM257 94V93H256ZM259 94V93H258ZM145 95L146 98H143L141 99V97ZM172 95V96H171ZM237 95V96H238ZM19 96V94H18ZM54 96V97H53ZM68 96V95H66ZM132 96V95H131ZM143 96V97H145ZM261 96V95H260ZM65 97V96H64ZM56 98V99H54ZM175 98V97H174ZM249 98V97H248ZM260 98V97H259ZM70 99V98H69ZM72 99V98H71ZM78 99H79V96H78ZM160 99V101H159ZM171 99V100H170ZM209 99V97H208ZM18 100V99H16ZM76 99H74L75 101ZM87 100V101H86ZM112 100V99H111ZM7 101V102H8ZM79 101V100H78ZM82 101L80 103H82ZM158 101H159V104H158ZM57 102V103H56ZM65 102H67L65 100ZM89 102V103H90ZM127 102H129L127 100ZM55 103V104H54ZM62 103V105H61ZM78 103V102H77ZM147 103V104H146ZM175 103V102H174ZM172 103V104H174ZM60 104V105H58ZM137 104V105H136ZM202 104V105H201ZM242 104V103H241ZM246 104H250V102H246ZM4 105V106H3ZM78 105V104H77ZM102 105V106H101ZM129 105V104H128ZM141 105H143V107H141ZM2 106V107H1ZM54 106V107H53ZM99 106H101V108L103 109L102 110V114L106 115V113H108L107 117L108 118L110 116V119H112L111 117V114H112V110L110 109V107H113L115 106L114 103H100ZM207 106V111L204 112V107ZM72 107V106H70ZM128 107V106H127ZM153 107H156V111L153 112ZM67 108V107H66ZM130 108V106H129ZM126 109V107L124 108ZM172 109V108H171ZM23 110V109H22ZM60 110V109H59ZM133 110V109H132ZM138 110V109H137ZM231 110V109H230ZM245 110V108H244ZM124 111V110H123ZM189 111V110H188ZM248 110H245L243 111V119L240 120L241 123L243 125H246V122H248V120L250 118H247V115L245 116L244 114L247 112ZM132 112V111H131ZM137 112V111H136ZM135 112V113H136ZM229 112V111H227ZM61 113V112H60ZM122 113V112H121ZM226 113V112H225ZM224 113V114H225ZM260 113H264V111H261ZM127 114V113H126ZM130 114H133V113H130ZM128 115V114H127ZM235 116V114H233ZM68 116V115H67ZM126 116V115H125ZM189 116V115H188ZM222 116H224L222 114ZM232 115L230 114V117ZM253 116L255 117V119L260 118V116L258 115V113H254ZM130 117V116H128ZM124 118V117H123ZM169 118V117H168ZM173 118V117H172ZM186 118V117H185ZM190 117H187L186 119H184V122L181 121V119L179 118L178 119V123L173 127H171V130L169 132V135L164 139V141L159 145V149L163 148V149H166V146H169L171 143L173 144H177V142L179 141V144L175 147V150H179L181 148H184L183 149V153L184 154L185 150L189 153V142H193L195 140H201L202 139V135L205 134L204 132L207 130L206 127H205V124L207 122H210V120L206 121L205 123L202 122V126H197V125H193L194 127V131L193 132H190L189 136H187L186 138L182 139V140H178V135L179 133H182V130L183 128H187L188 127V123H189V120L191 119ZM199 118V119H200ZM36 119H38V122L36 121ZM129 120V119H128ZM171 120V119H170ZM169 120V121H170ZM261 120V119H260ZM258 121V123L260 125L263 124L262 120L261 121ZM73 121V119H72ZM169 121L168 123L166 124H162V128H161V132L159 134H162V133H165V132H162L163 131V128H164V131H166L167 127L169 126ZM198 121V120H197ZM202 121V120H201ZM226 121V116H224L223 118H221L220 120L218 121H212L214 124L212 126H216L215 123L217 122H220V123H224ZM6 122H9L10 125L8 126V124ZM49 122V121H47ZM129 122V121H128ZM171 123V122H170ZM236 123V122H235ZM132 124V122L130 123ZM130 124L128 126H130ZM197 124V123H196ZM38 125V126H37ZM48 127L51 128L52 124L51 125V122L47 123ZM199 125V124H198ZM240 125V124H239ZM133 126V125H132ZM130 126V127H132ZM136 127V126H135ZM243 127V126H242ZM241 127V128H242ZM46 128V127H45ZM99 128V127H98ZM231 128V127H230ZM52 129V128H51ZM59 127H56V130H58ZM131 129V128H130ZM229 129V128H227ZM9 130V129H8ZM55 129L52 130V134L49 135L48 133L42 137H45V138H48L50 139L51 141H53L54 143H56V141L58 140V135H59V132L58 131H54ZM153 130V129H151ZM193 130V129H192ZM191 130V131H192ZM234 131L236 130L233 129ZM231 130V131H233ZM41 131V130H40ZM44 131V130H43ZM99 131V130H98ZM131 131V130H130ZM229 131V130H228ZM227 131V132H228ZM127 132V131H126ZM135 132V131H134ZM133 131L128 132L127 134L125 135H129L134 133ZM138 132V133H137ZM149 132H150V129H149ZM0 133H1V127H0ZM148 133V132H147ZM146 133V134H147ZM153 133V131H152ZM185 133V132H184ZM221 133V132H220ZM13 134H16L15 132ZM100 135V137L103 139V136L105 134V131H104V128H101L100 129V132L98 133ZM167 134V133H166ZM22 135V134H21ZM123 134V136H125ZM151 135V134H150ZM1 136V134H0ZM13 136V135H12ZM18 134L17 135H14V137L17 139L18 138ZM129 136H132V135H129ZM134 136V135H133ZM132 136V137H133ZM41 137V138H42ZM116 137V136H115ZM131 137V138H132ZM209 137V136H208ZM28 138V136H27ZM45 138H42L43 140H45ZM122 138V137H120ZM130 138V139H131ZM205 138V137H204ZM41 139V140H42ZM57 139V140H55ZM124 139V138H123ZM134 139V138H133ZM117 140H120L119 138ZM132 140V139H131ZM197 140V141H198ZM121 141V140H120ZM144 141H153L152 139H149L148 136L147 138H144ZM17 142V141H16ZM123 142H126V140ZM129 142V141H128ZM200 142V141H199ZM40 143V142H39ZM37 143V145L39 144ZM122 143V142H121ZM139 143V142H138ZM120 144V143H118ZM143 144H147V143H143ZM173 144V145H174ZM212 144V143H210ZM124 145V143H123ZM194 145V144H193ZM43 146V143H40L38 145V147H41ZM121 146V145H120ZM137 146V145H136ZM150 146V144H149ZM122 147V146H121ZM1 148V147H0ZM239 148V147H238ZM109 149V148H108ZM57 150V149H56ZM116 149H114L115 151ZM174 150V149H173ZM182 150V149H181ZM113 151V152H114ZM137 151V150H136ZM122 152V151H121ZM174 152V151H173ZM187 153V154H188ZM133 154V153H132ZM186 154V153H185ZM209 154V153H207ZM131 155V154H129ZM162 155V152H160L155 158L149 160L147 163H145V165L143 166L142 169L140 170H143V172H139L137 173L138 171V163L137 166H128L126 168V173L123 174L122 172L120 171H117L115 172L113 175L112 174H108L109 171L107 170H103L101 173H100V176L98 178L97 181H95V183L97 184L96 186H98L96 188V191H98L99 195L97 196L98 197H102L103 198V202L101 200H98L96 198L95 195V192L94 194L91 193L89 194L88 197H84L82 198L83 200H79L77 198V196L80 194V193H77V192H70V194H67L68 196V201H70L71 205L73 204L74 207H65L64 204L67 202V200L65 199V197L61 198L60 196V199H57V200H53L51 202V204H49L47 207L46 206H43L41 211L37 213V211L39 210V207L37 203L41 202V200H45L44 199V195L43 193H37L34 195L33 197V203L30 202L31 204L27 205L26 204V201L28 200H25L24 203L20 202L18 204L15 205L14 209H13V212L12 214H8L7 215V218L6 219H2L0 218V240L3 239V236L7 234V232H10V231H14L13 229H17L15 230V232H13V235L17 236L18 235H24V233L26 234V228H28V231L31 232L24 235L25 237H23V239L20 241V245L17 243L16 245H19L18 249L19 250L16 254L14 253V251L11 252V249H9V245H10V242L8 244V242H6L5 240H2L0 241V245L5 241V243L3 244L4 246L0 248V264H37L35 262V259H36V256H39V259H37V262L40 263V264H57V262H59V260H66L68 259V263L67 264H80V260H79V256H76V258H70L71 255L73 256V254L75 253V251L73 252V247L72 246H69L68 245V242L65 240V238H67L68 240V237L65 236L63 237L62 235H60L59 237H57V233L54 231L56 229H54V227L52 226V223L55 222L59 216L63 215V213L68 209V210H77L78 208H81L78 210V213L80 211V216L79 218H82V216L84 217V222L85 224L87 225L86 226V229L85 231H88V233H93L95 230V228L98 226L100 227V229L98 230V235L96 238H94L93 240H91L90 242H85L84 243V249L86 251V254L87 255H92V254H97V255H100L102 254L104 251H106L107 249L106 248H109L108 245H111V244H114V240L117 241L118 238H121L120 241L122 243V240H128V248H126V253L128 251H130L132 253V251L134 249L137 248V243H135L136 241V236H138L137 233V230H139V227H140V224L141 226L142 225H147L149 224L150 225V221H149V218H147V221L144 219V217H140V215H142L144 213L140 211V209H145L143 206V208H140L138 206V199L137 200H134V197H131L132 200L130 201L128 198H125V196H127L129 193L131 196H133L136 192H138L141 187L143 185H146L150 182H152L153 179H155V176H160V175H165V173L167 171H169L170 166L166 165V166H163V164L161 165L163 168L159 171L158 169L156 168H153V167H157L158 166V161L156 160L157 158H159L160 156ZM171 155V154H170ZM144 156V155H143ZM169 156V155H168ZM205 156H207L205 154ZM211 156V155H210ZM209 156V158H210ZM222 153H218V154H214L213 153V156L211 158V160H209V163H213L214 161L216 160H220L222 158ZM178 157V156H177ZM117 158V156H116ZM180 158V156L178 157ZM261 158V157H260ZM263 158V157H262ZM261 158V159H262ZM169 159V158H168ZM176 159V158H175ZM239 159L242 160L243 159V156H239ZM27 158L24 159V155L21 159V163H24V167L22 168L24 173H27V175L29 176L28 178L30 180V182H32V184L34 183L35 185H43L44 187V191L46 193H53V192H56L58 191L60 188L63 187V184L62 182L59 180V177H56V179L58 180H54L53 182H49L47 180L44 179L43 176H47V173L44 174V172L42 173L41 171V174L43 175H38V173H35L31 167L29 166V163L26 162ZM126 159H124L123 161H125ZM142 160V159H141ZM139 160V161H141ZM170 160V159H169ZM168 160V161H169ZM258 160V159H257ZM112 161V160H111ZM171 161V160H170ZM261 161V160H259ZM136 162V161H135ZM142 162V161H141ZM140 162V163H141ZM166 162V161H165ZM164 161L162 163H165ZM167 163V162H166ZM110 164V163H109ZM172 165L174 163H171ZM205 164V163H204ZM120 165V164H119ZM160 165V164H159ZM206 165V164H205ZM209 165V164H207ZM100 166V165H99ZM118 166V165H117ZM160 167V166H159ZM172 167V166H171ZM195 167V166H194ZM244 167V166H243ZM240 168L238 170H231L229 168H224L223 169V172L222 174H224L230 178H233L234 175H236L238 172H241L243 173L244 170L246 168H250L248 166H245V168ZM7 168V167H6ZM110 168V167H109ZM191 168V167H190ZM200 168V167H199ZM260 168L262 167H258V168H254V170H260ZM115 169V168H114ZM156 169V171H155ZM189 170V169H188ZM191 170V169H190ZM206 170V169H205ZM155 171V172H154ZM216 171V170H215ZM261 171V170H260ZM50 173H54L55 171H49ZM134 172V173H133ZM151 172L155 173L153 179L152 177L150 176ZM189 172V171H187ZM237 172V173H236ZM146 173V174H145ZM199 173V172H198ZM51 174V175H52ZM133 174V177L132 176ZM182 174V173H181ZM194 174H195V171H194ZM193 174V175H194ZM208 174V173H207ZM198 175V174H197ZM196 176L195 179H197V177L199 176ZM240 175V174H239ZM238 174L236 175L237 177L239 176ZM53 176V175H52ZM93 176V175H92ZM148 176H150V179ZM171 176L172 174H166L165 176H162L160 177L159 179L161 180H158L157 182H155V184L152 186L153 188H150L149 192L152 194L153 192L155 193L156 190H153L152 189H157V190H160L161 189V193L163 192H166V190H164L163 188L167 185L168 182L171 181ZM183 176V175H182ZM202 176V175H201ZM200 176V177H201ZM236 177V178H237ZM177 178H179L177 176ZM150 179V180H149ZM228 179V178H227ZM230 180V179H229ZM227 180V181H229ZM2 182V181H1ZM79 182V181H78ZM176 182V180H175ZM5 183V182H4ZM87 183V182H86ZM189 184V183H188ZM186 185V184H185ZM95 186V187H96ZM130 190L127 192V190L129 188L127 187H130ZM3 187V186H2ZM1 187V188H2ZM94 187V186H93ZM94 187V188H95ZM180 187V186H179ZM178 187V188H179ZM187 187V186H186ZM5 188V187H4ZM4 188H2V190L4 191ZM175 188V187H174ZM181 188V187H180ZM7 189V187H6ZM34 189V188H33ZM37 189V187L34 189V191ZM39 189V188H38ZM79 189V188H78ZM101 189V191H99ZM145 189V188H143ZM163 189V190H162ZM2 190L0 192H2ZM55 190V191H54ZM82 190V189H81ZM126 190V191H125ZM8 191V190H7ZM14 192H16V190H13ZM84 191V190H83ZM90 191V190H89ZM89 191H85L86 193H88ZM145 191V190H143ZM179 191V190H178ZM5 192V191H4ZM4 192H2L4 194ZM22 192V191H21ZM37 192V191H36ZM38 192H40L38 190ZM82 192V191H81ZM118 192L120 194H118ZM142 192V190H141ZM160 192V191H158ZM157 192V194H158ZM9 193V192H8ZM11 193V192H10ZM18 193V192H17ZM69 193V192H68ZM147 193V192H146ZM144 193V194H146ZM153 193V194H154ZM2 194V195H3ZM20 194V192H19ZM32 194V193H31ZM140 193L138 192V196L137 197H140L139 195ZM155 194V196L157 195ZM160 194V193H159ZM1 195V194H0ZM6 195V194H5ZM21 195V194H20ZM87 195V194H85ZM93 195V196H92ZM119 195V196H118ZM48 196V195H47ZM142 196V195H141ZM144 196V195H143ZM142 196V197H143ZM154 196V195H153ZM162 196V195H161ZM115 197V200H111ZM136 197V196H135ZM146 197V196H145ZM148 197V196H147ZM152 197V196H151ZM170 197V196H167V198ZM263 195L260 197L261 200H263ZM3 198V197H2ZM8 198V197H7ZM31 198L32 200V196L29 197ZM56 198V197H55ZM144 198V197H143ZM165 200L167 198L163 197ZM18 199V198H17ZM28 199V198H26ZM78 199V200H77ZM128 199V200H126ZM145 199V198H144ZM144 199H141V200H144ZM153 199V198H152ZM10 200V199H9ZM22 200V199H21ZM50 200V199H49ZM48 200V202H49ZM52 200V199H51ZM107 200H111V203H108ZM151 200V199H150ZM170 200V199H169ZM226 201L229 199H225ZM2 201V200H1ZM8 201V200H7ZM146 201V200H145ZM162 201V200H160ZM168 201V200H167ZM4 202V201H3ZM11 202V201H10ZM74 202H76L77 204H79V207H77L78 205L77 204H74ZM82 202V203H81ZM114 202V203H113ZM135 202V203H133ZM137 202V203H136ZM151 203L148 204L146 206V209H148V211L152 210V209H149V208H152L153 206L155 207V204H152V201H150ZM169 202V201H168ZM106 206V210L100 212V206L101 204H103ZM147 203V202H146ZM146 203H144L146 205ZM154 203V202H153ZM222 203V202H221ZM221 203L219 202V206H221ZM242 203V202H241ZM5 204V203H3ZM9 204V203H8ZM167 204V203H166ZM171 204V203H170ZM214 204H218L217 202L214 201ZM223 206L227 207L228 205H225V201ZM246 204V203H245ZM244 204V205H245ZM41 205V204H40ZM47 205V204H46ZM76 205V206H75ZM142 205V204H140ZM163 205V204H162ZM5 206V205H4ZM3 206V207H4ZM69 206V204H68ZM217 206V205H216ZM222 206V207H223ZM252 206V205H251ZM109 207V208H108ZM225 207V208H226ZM240 207V206H239ZM7 208V206H6ZM221 207H219L220 209ZM231 208V207H230ZM252 208V207H251ZM145 209V210H146ZM237 209V208H236ZM23 210H24V216H22V213H23ZM102 210V209H101ZM165 210V209H164ZM230 210V209H228ZM243 210H246V206L245 208L243 207V209L239 210V211H236V217L237 216H242L245 211ZM6 212V210H4ZM9 211V210H8ZM112 211H114V214L112 216ZM185 211V210H184ZM184 211H178V213L176 212V215L175 213H171L170 214V218H172V220H174L173 218H177L179 217V215L181 214H184L183 212ZM264 216V212L263 210H260ZM1 212V215L3 213V210L0 211ZM11 212V211H10ZM74 212V211H72ZM77 212V211H75ZM220 212V211H219ZM34 213V215H33ZM226 213H229V212H226ZM233 213V214H234ZM248 213V212H247ZM5 214V213H3ZM7 214V213H6ZM69 214V213H67ZM178 214V215H177ZM232 214V213H231ZM234 214V215H235ZM10 215V216H9ZM200 215V214H199ZM222 215V214H221ZM224 215V214H223ZM230 215V213H229ZM6 216V215H5ZM225 216V215H224ZM223 216V217H224ZM228 216V215H227ZM226 216V217H227ZM232 216V215H230ZM207 217H210V216H207ZM212 217V216H211ZM215 217V216H214ZM74 218V217H73ZM107 218V221H105V219ZM156 218V217H155ZM216 218V217H215ZM214 218V219H215ZM230 218V217H228ZM83 219V218H82ZM213 219V220H214ZM59 220V218H58ZM57 220V221H58ZM69 220H71L69 218ZM74 220V219H73ZM79 220V219H78ZM81 220V219H80ZM79 220V221H80ZM212 220V219H211ZM216 220V219H215ZM227 220V219H226ZM224 220V221H226ZM231 220V219H230ZM233 220V219H232ZM229 220H227L228 222ZM68 222V220H67ZM72 222V220H71ZM83 222V221H82ZM123 222V224H122ZM230 222V221H229ZM77 223V222H76ZM58 224V222H57ZM156 224H160L158 221H153L152 225H156ZM62 226V225H61ZM73 226V225H72ZM122 226L120 229L119 227ZM57 227V225L55 226ZM60 227V225L58 226ZM57 227V228H58ZM75 227V226H74ZM83 227V225L81 226ZM39 228V231H40V234L39 236L37 237H34V234H32V231L34 229H38ZM117 229V233H113L111 230L112 229ZM26 229V230H25ZM54 229V230H53ZM113 229V230H114ZM158 228L154 227L152 232L155 233L156 230ZM73 230V229H72ZM97 230V228H96ZM37 231V230H36ZM58 231H60L58 229ZM62 231V230H61ZM79 231V230H78ZM151 231V230H150ZM24 232V233H23ZM65 232V231H64ZM62 231V233H64ZM82 232V231H81ZM114 232H116L114 230ZM124 232V233H122ZM39 233V232H38ZM83 233V232H82ZM86 233V232H85ZM95 233V232H94ZM10 234V233H9ZM8 237L10 238L11 236ZM17 234V235H16ZM32 234V235H31ZM78 234H80V232H78ZM149 233L147 232V235ZM152 233H150L151 235ZM6 235V236H7ZM84 235V234H83ZM153 235V234H152ZM94 236V235H93ZM99 236V237H98ZM5 237V236H4ZM14 237V236H13ZM80 237V236H78ZM77 237V238H78ZM82 237V236H81ZM80 237V238H81ZM85 237V236H84ZM136 237V238H134ZM146 237V236H145ZM264 237V233L262 232L260 235L256 236V237H250L248 240H247V245H248V250H249V253L250 255L254 256L253 255V251L252 249H257L256 247L258 246L259 242L262 240V238ZM12 238V237H11ZM15 238V237H14ZM116 238V239H115ZM5 239V238H4ZM7 239V238H6ZM83 239V238H82ZM81 239V240H82ZM147 239V237H146ZM10 240V239H9ZM12 240V239H11ZM28 240V241H27ZM77 240V239H75ZM79 240V238H78ZM77 240V241H78ZM119 240V239H118ZM16 241V240H14ZM85 240H83L84 242ZM139 241H142L139 239ZM185 241V242H184ZM246 241V240H245ZM17 242V241H16ZM92 242L93 243H97L95 246H93L92 244H90ZM14 243V242H13ZM71 243V242H70ZM75 243V242H74ZM81 243V242H80ZM117 243V242H116ZM126 243V241H125ZM125 243L123 242L124 244V249H125ZM139 243V242H138ZM145 244V242H142V244ZM244 243V242H242ZM264 243V241H263ZM262 243V244H263ZM15 244V243H14ZM75 244H78V243H75ZM73 244V245H75ZM189 243H186V240H182L180 242V244L176 247V245L174 244V248L175 250L171 251V247L172 246V243H171V240L169 239H164L163 241H159L157 243H155L153 246L154 248H152V251H148L146 254L143 252L139 255H130L129 257H124L123 255H125V253L122 255L124 258H118L113 264H190L191 262H189L187 259H183L181 261H172V259H174L182 249L186 248L188 246ZM246 244V243H244ZM30 245V246H29ZM81 245V244H79ZM130 245V246H129ZM32 246V247H31ZM120 246V245H119ZM123 246V245H122ZM144 246V245H143ZM141 247L144 248V247ZM263 246V245H262ZM83 247V246H82ZM112 247V246H111ZM114 248L116 246H113ZM12 248V247H11ZM17 248V247H16ZM75 248V247H74ZM115 249V250H116ZM140 249V247H139ZM241 249V248H240ZM255 249H254V252H255ZM262 249V248H261ZM264 249V247H263ZM15 250V249H14ZM112 250V248H111ZM259 250V249H258ZM7 251V252H6ZM16 251V250H15ZM24 251H26L24 253ZM84 251V253H85ZM117 251V250H116ZM116 251H115V255H116ZM239 251V250H238ZM237 251V253H238ZM262 251V250H261ZM260 251V252H261ZM31 252H36L38 255H34L32 254ZM73 252V253H72ZM110 252V251H109ZM124 252V251H122ZM135 252V251H134ZM139 252V251H138ZM141 252V251H140ZM245 252H248L245 250ZM5 253V256L3 257ZM6 253L9 254L7 257H6ZM35 253V254H36ZM112 253V251L110 252ZM137 253V252H136ZM235 253V254H237ZM239 253H242L239 251ZM248 253V255H249ZM259 253V252H258ZM76 254V253H75ZM95 254V255H96ZM104 254V253H103ZM102 254L103 258H104V255ZM109 254V253H107ZM246 254V253H244ZM70 255V257H69ZM96 255V256H97ZM118 255V254H117ZM232 255V254H231ZM241 255V254H240ZM113 256H114V252H113ZM112 256V258H113ZM126 256V255H125ZM128 256V255H127ZM134 256V258H133ZM229 257L227 259H229L230 255H228ZM252 256L250 257L249 261L252 259ZM107 257V258H106ZM111 257V256H110ZM109 256H105V259L104 261L107 262L110 258ZM237 257V256H236ZM235 257V259H236ZM82 258H83V255H82ZM221 258V257H220ZM71 259V260H70ZM225 259V260H227ZM234 259V258H233ZM240 259V258H239ZM242 259V258H241ZM240 259V260H241ZM99 260V259H98ZM98 260H95V261H98ZM146 260V262H145ZM148 260V261H147ZM169 260V261H168ZM216 260V259H214ZM224 260V261H225ZM246 262H247V258L245 259ZM168 261V262H167ZM222 261V260H221ZM233 261V260H232ZM238 261V260H237ZM103 262V260H102ZM110 262V261H109ZM213 262V260H212ZM216 261H214L213 263H216ZM239 262V261H238ZM243 262H245L243 260ZM61 263V262H59ZM209 262H203V263H199V264H208ZM212 263V264H213ZM221 263V262H220ZM96 264V263H95ZM98 264V262H97ZM100 264V263H99ZM232 264V263H231ZM239 264V263H238ZM240 264H242L240 262Z\"/></svg>", "mask_w": 264, "mask_h": 264}, {"label": "water", "instance_id": "95a60500", "mask_svg": "<svg viewBox=\"0 0 264 264\" xmlns=\"http://www.w3.org/2000/svg\"><path fill=\"white\" fill-rule=\"evenodd\" d=\"M42 167H43L45 170H47V169H48V164L45 163V162H42Z\"/></svg>", "mask_w": 264, "mask_h": 264}]
</instances>
